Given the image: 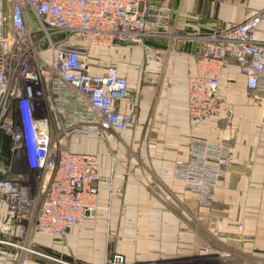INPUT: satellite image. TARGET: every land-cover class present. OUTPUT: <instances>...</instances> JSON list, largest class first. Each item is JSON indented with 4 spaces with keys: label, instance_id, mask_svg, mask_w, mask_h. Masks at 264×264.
Segmentation results:
<instances>
[{
    "label": "built area",
    "instance_id": "2783aa9c",
    "mask_svg": "<svg viewBox=\"0 0 264 264\" xmlns=\"http://www.w3.org/2000/svg\"><path fill=\"white\" fill-rule=\"evenodd\" d=\"M171 10L154 0H0V133L11 139L9 157L0 146V203L17 237L42 232L63 240L98 209L100 158L75 151L72 141L126 129L135 115L118 106L129 95L128 78L116 65L99 71L92 49L147 47V38L167 30ZM263 19L264 9L203 42L188 79L193 125L233 113L220 90L231 59L247 86L264 94V43L257 36ZM230 166L229 143L193 135L188 156L173 161L172 176L211 206ZM5 245L48 256L3 237L0 255ZM105 264L127 260L116 252Z\"/></svg>",
    "mask_w": 264,
    "mask_h": 264
},
{
    "label": "crops",
    "instance_id": "0c3cea01",
    "mask_svg": "<svg viewBox=\"0 0 264 264\" xmlns=\"http://www.w3.org/2000/svg\"><path fill=\"white\" fill-rule=\"evenodd\" d=\"M154 1L172 9L167 30L147 38V47L118 49L113 63L129 80L118 106L134 112L133 123L72 141L75 151L100 158L98 209L65 239L34 232L29 244L64 264H105L116 252L127 264H264V94L247 86L231 59L220 90L233 113L197 126L188 117V79L203 42L257 14L264 0ZM257 36L264 43V19ZM193 135L231 145V166L211 206L172 176L173 161L188 156ZM4 248L0 264H48L36 252Z\"/></svg>",
    "mask_w": 264,
    "mask_h": 264
},
{
    "label": "rangeland",
    "instance_id": "374dc122",
    "mask_svg": "<svg viewBox=\"0 0 264 264\" xmlns=\"http://www.w3.org/2000/svg\"><path fill=\"white\" fill-rule=\"evenodd\" d=\"M264 9V8H263ZM124 46H129V47H134L136 45H130V44H127V45H122L121 47H96L95 49H92V54H91V60L97 64L96 67L97 69L104 66L105 63L109 64V65H114L113 63L116 62V57L117 56V51L118 49L124 47ZM139 46V45H137ZM99 51V52H98ZM102 52V53H101ZM106 64V66H107ZM227 114H232V113H227ZM197 195V194H196ZM15 225H11L10 223H8L7 219H6V214H5V208H4V205H2L0 203V236L1 237H4V235H6L7 237L11 238V239H16V240H19L20 242H27L29 243L28 239H24V238H21V237H17L15 235ZM31 249L33 250H38L36 249V246L35 244H31ZM40 251V250H38ZM40 252H43V251H40ZM45 253V252H43ZM35 254V253H34ZM47 254V253H45ZM36 255V254H35ZM35 255H29V259L28 260H34L33 257H35ZM48 255V254H47ZM33 256V257H32ZM18 258L20 256H17ZM42 258H44L45 262H47L49 264V262L51 263H61V264H64L63 262V259H61L60 257H54V256H41ZM16 258L15 260V263L19 262L21 257L19 258ZM58 259V260H56ZM62 260V261H60Z\"/></svg>",
    "mask_w": 264,
    "mask_h": 264
},
{
    "label": "trees",
    "instance_id": "16d2710c",
    "mask_svg": "<svg viewBox=\"0 0 264 264\" xmlns=\"http://www.w3.org/2000/svg\"><path fill=\"white\" fill-rule=\"evenodd\" d=\"M10 144H11V139L8 134L5 132L0 133V146L2 149V153L5 157L10 156Z\"/></svg>",
    "mask_w": 264,
    "mask_h": 264
},
{
    "label": "bare ground",
    "instance_id": "6f19581e",
    "mask_svg": "<svg viewBox=\"0 0 264 264\" xmlns=\"http://www.w3.org/2000/svg\"><path fill=\"white\" fill-rule=\"evenodd\" d=\"M32 251H34V250H32Z\"/></svg>",
    "mask_w": 264,
    "mask_h": 264
}]
</instances>
